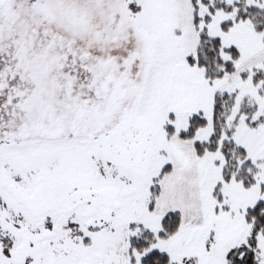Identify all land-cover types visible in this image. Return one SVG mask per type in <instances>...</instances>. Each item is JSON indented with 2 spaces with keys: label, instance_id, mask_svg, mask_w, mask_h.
Listing matches in <instances>:
<instances>
[{
  "label": "snow or ice",
  "instance_id": "1",
  "mask_svg": "<svg viewBox=\"0 0 264 264\" xmlns=\"http://www.w3.org/2000/svg\"><path fill=\"white\" fill-rule=\"evenodd\" d=\"M0 264H264V0H0Z\"/></svg>",
  "mask_w": 264,
  "mask_h": 264
}]
</instances>
